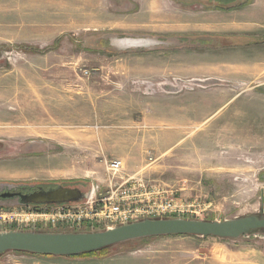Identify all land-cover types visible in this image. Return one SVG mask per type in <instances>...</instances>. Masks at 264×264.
Listing matches in <instances>:
<instances>
[{"label": "rangeland", "instance_id": "1", "mask_svg": "<svg viewBox=\"0 0 264 264\" xmlns=\"http://www.w3.org/2000/svg\"><path fill=\"white\" fill-rule=\"evenodd\" d=\"M131 178L199 213L163 219L264 217V0H0V191ZM109 253L0 264H264V231Z\"/></svg>", "mask_w": 264, "mask_h": 264}, {"label": "water", "instance_id": "2", "mask_svg": "<svg viewBox=\"0 0 264 264\" xmlns=\"http://www.w3.org/2000/svg\"><path fill=\"white\" fill-rule=\"evenodd\" d=\"M78 195V190L58 188L48 192L40 191L20 198L24 204L61 205L82 202L83 200ZM89 195L87 194L85 199H88ZM258 231H264V217L262 216H246L222 222L144 219L101 232L9 231L0 233V255L13 252L34 256L69 258L143 239L188 236L235 240Z\"/></svg>", "mask_w": 264, "mask_h": 264}, {"label": "built area", "instance_id": "3", "mask_svg": "<svg viewBox=\"0 0 264 264\" xmlns=\"http://www.w3.org/2000/svg\"><path fill=\"white\" fill-rule=\"evenodd\" d=\"M107 170L116 175L122 170L121 161L107 163ZM173 194L170 192L166 197L163 193L146 190L142 181L121 179L105 194L90 193L88 199L80 203L3 209L0 225H8L9 231L83 233L95 232L101 227L109 230L144 219L198 216L193 206L177 202Z\"/></svg>", "mask_w": 264, "mask_h": 264}, {"label": "flooded vegetation", "instance_id": "4", "mask_svg": "<svg viewBox=\"0 0 264 264\" xmlns=\"http://www.w3.org/2000/svg\"><path fill=\"white\" fill-rule=\"evenodd\" d=\"M58 188H63V189H68V190L69 189L70 190H78L79 191L78 197L82 200H84L88 194V191L84 192L80 188H76V187L69 186V185L45 184V185H34V186L33 185H31V186H18L15 189L0 191V203L14 202L16 204L14 207L31 206L32 204H24L21 201L20 197L21 196H29V195H32L34 193H38L40 191L48 192L50 190H56ZM33 206H36V205H33Z\"/></svg>", "mask_w": 264, "mask_h": 264}, {"label": "trees", "instance_id": "5", "mask_svg": "<svg viewBox=\"0 0 264 264\" xmlns=\"http://www.w3.org/2000/svg\"><path fill=\"white\" fill-rule=\"evenodd\" d=\"M216 1L229 2V1H232V0H227V1L226 0H214V2H216ZM132 242H134V241H132ZM127 243H129V242H127ZM124 244H126V243H124ZM120 245H122V244H120ZM109 250H110V248H106V249L100 250L98 252L89 253V254H83V255H79V256H75V257H69L67 259H86V258H102V257H107L110 254L109 253ZM20 254L29 255V254H26V253H20ZM37 256H39V255H37ZM40 257H44V258H55V257H52V256H40Z\"/></svg>", "mask_w": 264, "mask_h": 264}, {"label": "bare ground", "instance_id": "6", "mask_svg": "<svg viewBox=\"0 0 264 264\" xmlns=\"http://www.w3.org/2000/svg\"><path fill=\"white\" fill-rule=\"evenodd\" d=\"M116 44H122L123 46H128V47H137L141 42H136V41H129V40H124V41H118Z\"/></svg>", "mask_w": 264, "mask_h": 264}, {"label": "crops", "instance_id": "7", "mask_svg": "<svg viewBox=\"0 0 264 264\" xmlns=\"http://www.w3.org/2000/svg\"><path fill=\"white\" fill-rule=\"evenodd\" d=\"M46 259H48V258H46ZM67 259V258H66Z\"/></svg>", "mask_w": 264, "mask_h": 264}]
</instances>
